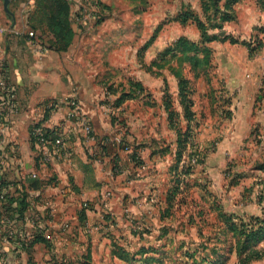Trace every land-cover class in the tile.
I'll list each match as a JSON object with an SVG mask.
<instances>
[{
	"label": "crops",
	"instance_id": "obj_1",
	"mask_svg": "<svg viewBox=\"0 0 264 264\" xmlns=\"http://www.w3.org/2000/svg\"><path fill=\"white\" fill-rule=\"evenodd\" d=\"M35 1L0 0V26L4 28L0 38V60L17 93L16 108L2 113L6 125L0 134V177L10 184H25L49 245L36 243L32 251L27 247L18 248L3 237L5 227H0V264H126L120 256L125 252L133 261L141 257L144 264H159L155 260L146 262L145 258H158L164 253L166 259L172 246L169 243L166 246L145 243L140 247L137 245V250L133 249L132 241L139 243V238L131 235L126 218L128 212L136 219L146 217L154 231L150 235L163 236L168 232L166 222L173 217V211L184 205L177 201L178 204L170 207L168 202L173 186L170 172L177 163L178 132L170 125L164 96L168 89L173 107L179 114L180 126L186 128L189 122L181 103L179 82L180 76L189 79L195 113L190 124L197 126V86L212 77L214 51L212 67L207 70L196 68L189 61L190 54H165L168 45L161 46L165 39L160 40V34L167 22H173L179 33L167 40L170 44L181 37L199 42L201 33L197 26L191 21L182 23L177 17L183 9L203 16L202 1L148 0L149 4L143 5L142 0L128 4H123L127 0H102V6L93 9L83 5V0H70L71 25L75 33L73 43L66 51L49 48L45 54L40 53L41 44L49 46L52 35L31 27L29 19L35 10ZM225 2L222 0L221 4ZM234 9L236 19L228 24L243 23L251 39L247 40L246 36L240 39L231 32L226 35L241 42L261 39L263 46L252 58H264V31L259 30L264 27V0H240ZM161 12L165 16L172 14V19L162 17L158 21ZM143 14L147 20L145 25L152 29L144 41L140 34L135 37ZM100 16L103 18L99 20ZM159 27L154 41L139 55ZM30 31L37 35L31 37ZM217 33L210 30L212 35ZM219 41L227 40L215 39L208 46L213 50L212 44ZM241 45L250 56L247 45ZM257 57L254 63L251 62L256 66L252 65L251 72L243 71L240 58H234V70L225 74L227 86L221 87L227 95L226 105L237 108L232 134L241 138L253 132L259 134L262 130L260 122L264 116L256 109L261 72ZM126 68L134 70L130 74L136 77L116 85V74ZM109 80H112L111 84H107ZM129 80L139 82L144 91L119 102L121 95L131 89ZM236 92L237 96H234ZM72 96L77 97L82 111L93 123L96 138L92 142L86 143L78 125L67 117ZM237 97L241 102L239 105ZM54 99H58V106L48 108V103ZM116 113V117H112ZM38 123L52 131L62 129L66 132L67 145L73 151L71 161L40 162V149L31 138V129ZM122 128L128 132L131 150L120 149L112 140ZM133 152L143 163L136 164L132 160ZM260 164L253 162L250 166L253 175L246 172V176L253 177L259 172L264 175V169L258 168ZM35 182L37 187H31L30 184ZM201 185L199 182L190 184L188 191L198 195ZM107 192H111V197H105ZM84 202H89L91 208L85 210L86 220L82 221ZM217 208L222 209L219 203L214 207V214ZM222 211L232 214L225 208ZM111 218L115 223L110 234L86 229L93 223ZM219 219L220 214L217 221L221 223ZM35 228L27 221L26 241L31 240ZM218 229L216 234H222ZM201 234L203 238L207 237L204 230ZM151 246L160 254L139 253L142 247ZM165 264L168 263L165 261Z\"/></svg>",
	"mask_w": 264,
	"mask_h": 264
},
{
	"label": "rangeland",
	"instance_id": "obj_2",
	"mask_svg": "<svg viewBox=\"0 0 264 264\" xmlns=\"http://www.w3.org/2000/svg\"><path fill=\"white\" fill-rule=\"evenodd\" d=\"M130 2L137 3V0H127L123 4H128ZM82 3L93 9H98L103 4L102 0H83ZM142 4H149V1L142 0ZM102 14L104 16V12ZM146 15H148V13ZM103 16L98 17V19H102ZM162 17L168 20V18L172 17V14L167 13V16H165L164 13L161 12L157 20L161 21ZM171 19L172 18H170V20ZM145 23H147V20L143 14L141 27L136 28L135 33V37L140 34L143 41L150 35L152 30L147 27ZM172 23L167 22L160 34L162 35L160 40L165 39L161 46L168 45L166 50L175 43L171 42L170 44V41L167 40L179 33V30L175 28ZM160 29L161 28H159V31ZM213 30L217 31L220 37L226 36L227 33L231 32L240 39L245 38L243 36H246L247 40L251 39V36H248L249 32L241 22L231 24L226 22L222 29L213 28ZM239 43L242 44L240 40ZM239 43H232L229 39L224 42L219 41L213 43V50L211 49V61L214 51L213 67L211 61L208 65L204 64L205 55L203 52L198 54L201 62L199 68L207 70L209 67H212V77H208L207 81L201 82L197 86L199 93L196 95L195 109L199 122L196 123L197 126H194L193 129L197 137L196 143H198L201 155L205 156V161L202 164L196 165L194 172L188 179L190 178V184H194L195 182L202 184L201 190L198 192L199 194L196 195L190 190L188 192L184 191L179 195L178 201L182 197V199H185L186 203H184L182 209L173 211V217H168L169 219L166 222V224H169H167L168 232L163 236L159 235L158 237H154L150 235L151 232L153 234L154 231L151 230L152 227L146 217L136 219L135 215L131 212L127 214L128 218L126 219L129 223L128 228L130 229L131 235L136 239L139 238V243L132 241L131 244L133 249L136 248L137 250V245L140 247V245L145 243L159 246H166L167 243H169V245L172 246V253L170 252V254H167L168 257L165 259L168 264H171V262L172 264H204L203 257L207 255L210 260L217 258L218 255H221V258L229 257L227 260L221 259V264H237V252L232 253L230 258L229 252L226 251L230 245H234V240L239 242V235L236 234L235 237H233V234L228 230L227 225L221 217L219 219L221 223L217 221V216L224 208L226 211H229V213H232L236 223H240L241 220L248 223L251 217H259L263 220V222H261L263 224H255L254 229L257 230L259 227H262L261 225H264V183L261 182L264 181L262 179L264 175L259 172L255 173L253 177L246 176V172L248 175H253L250 171V166L253 162H255V164L257 163V165L264 162V151H261V144L262 142L264 143V117H261L263 118V122H260L262 130L258 132L259 134L253 132V134H247L248 136L242 138L233 135L232 129L235 128L234 119L237 108L232 109L226 105L225 97L227 95L225 90L221 88L227 86L225 74L229 75L230 72L234 70V65L232 63L234 62V58H240V61H242L240 65L243 71L251 72L250 68H252L253 65L251 62L254 63V59L257 56L254 58H252L253 56H249L248 51H245V47ZM255 45L256 43H254V46ZM143 48L141 52H144L145 49ZM173 49L174 52L171 51L169 54L174 55V53L180 52L174 46ZM191 54L196 55L194 52H191ZM257 58H259L258 61L261 72L259 75L260 91L257 98L259 103L256 109L260 113V116H264V112L262 111L264 110V58ZM174 61L175 60H173V63ZM253 66L256 67L255 65ZM126 69L127 70H119L116 74L114 78L116 85L119 83H127L129 77H136L130 74V72L134 70H129V68ZM210 78L211 80L209 81ZM111 81L112 80H109L107 84H111ZM234 96H237V92ZM236 101L237 105L241 103L238 97ZM116 115L117 113L112 114V117H116ZM2 119H4V117L0 114V121H2ZM120 133L130 140L125 128H122ZM174 171L175 170L172 168L170 172L172 184L175 183L176 177ZM218 203L222 209L217 208V212L214 214V207H217ZM202 211H204L205 215H200ZM195 214L197 216H195ZM206 215H208L207 218ZM192 216L194 217L193 221L191 220ZM111 220H108L109 222L105 220L93 223L94 226L97 225L99 227V229L94 230V233H111L110 230L115 223V219L113 220L111 218ZM39 223L40 227L35 226L37 229L42 228V220H40ZM218 228L221 229L222 234H216L220 231ZM202 230L207 233L205 234L207 237H202ZM203 246L207 247L202 249ZM209 247H213L214 249L212 248V250L207 251L206 248ZM258 248L264 252V239L258 243ZM187 252H196V263H193V259L186 256ZM215 252L217 254H215ZM138 262L144 264V259L136 257L135 261L131 259L126 260V264H137ZM250 264H264V256Z\"/></svg>",
	"mask_w": 264,
	"mask_h": 264
},
{
	"label": "trees",
	"instance_id": "obj_3",
	"mask_svg": "<svg viewBox=\"0 0 264 264\" xmlns=\"http://www.w3.org/2000/svg\"><path fill=\"white\" fill-rule=\"evenodd\" d=\"M201 1L203 6V16L195 14L190 9H183L177 17V19L182 23L191 21L197 25V28L201 33L200 41L194 42L185 37H181L173 44V46L180 51L179 53H184L187 56L190 54L188 56L189 61L192 62L196 68L201 64L198 56L200 52H203L205 55L204 64L208 65L210 63L212 50L208 44L211 41L215 39H229L232 43H239V40L231 35L220 37L218 34H210V30L213 28L222 29L226 22L235 20L236 13L234 7L240 0H226L224 5L221 4L222 0ZM70 14V0H36L35 10L33 13H31L29 22L33 29L46 31L52 35V39L48 46L49 48H52L56 51H66L72 45L75 35L71 25ZM159 28H157L152 38L143 49L146 50V48L154 41L158 34ZM259 30L263 32L264 27L260 28ZM254 43H256L255 46ZM242 44L247 45L251 57L257 54L263 46L261 39H257L255 42L242 41ZM173 46H170L165 51V54H169L171 51L174 52ZM191 52H194L196 55H192ZM142 53L143 52L140 51L139 55ZM179 53H174L173 56H177ZM129 84L131 85L130 91L124 92L121 95L119 102L127 98H134L139 92L144 91V87L139 82L129 80ZM179 84L181 103L184 106L185 117L189 122L186 128H182L180 126L179 114L173 107L171 95L168 92V89H166L164 96L165 106L169 111L170 125L178 132V147L176 153L177 163L173 167L176 177L175 183L173 184L171 193L168 197L170 207H174L179 202L186 203L185 199H182V197L179 202H177L179 195H181L184 191L188 192L190 186L188 177L194 172V168L197 164H202L205 161V156L201 155L198 143H196V135L194 133L193 126L190 124L195 115L192 109L194 101L190 97L192 93L190 80L184 76H180ZM48 131L50 134L54 135L52 130L48 129ZM31 138L33 143H35L34 137L31 136ZM131 158L136 162V164L143 163L136 152L132 153ZM195 158L197 159V162L193 163V159ZM258 168L264 169V163L260 164ZM34 180L35 179L31 181ZM30 186L37 187V183H31ZM0 195L3 196V198L0 199V227H5L3 237L6 240L16 244L18 248L27 247L29 251H32L33 246L39 242L49 245V239L45 235L44 228H35V232L32 233L31 240L26 241L27 237L25 233V224L27 221H33L34 225L36 224L35 226L40 227V225H38L40 217L32 209V201L30 200L28 193L25 191V184L22 182L10 184L0 177ZM85 210L86 208H82V221L86 220ZM203 213L204 212L202 211L201 214ZM219 214L221 219L227 225L228 230L233 232V237H235L236 234L239 235V242L234 240V245H230L226 251L231 255L232 252L236 250L238 254L237 264H250L255 260L261 259L264 256V252L258 248V243L264 239V225H261L262 227H259L257 230H255L254 227L255 224H260L263 222V220H261L259 217H251L248 223L242 220L240 223H236L232 214H228L223 211H221ZM191 220H194L193 216L191 217ZM205 247L207 246H203L202 249H205ZM151 251L154 253H159V251L153 247H142L139 253H147ZM215 254L217 253L215 252ZM120 256L125 260L131 259V257H129L126 252L121 253ZM186 256L193 259V263H196V252H187ZM221 259L227 260L229 257L221 258V255H218L217 258L210 260L209 256L207 255L203 257V262H205L204 264H221ZM148 260H155L159 264H165V254L163 253V255H160L158 258L153 256L150 258H145L146 262H148Z\"/></svg>",
	"mask_w": 264,
	"mask_h": 264
},
{
	"label": "built area",
	"instance_id": "obj_4",
	"mask_svg": "<svg viewBox=\"0 0 264 264\" xmlns=\"http://www.w3.org/2000/svg\"><path fill=\"white\" fill-rule=\"evenodd\" d=\"M4 32V28L0 26V38ZM29 35L35 37L36 33L30 31ZM40 53L45 54L49 51V47L45 44H41ZM59 104L58 99L51 100L47 107L53 108L57 107ZM70 111L67 117L70 120H73L81 131L84 141L86 143L92 142L95 138V129L93 123L89 116L84 113L81 109L79 101L76 97L72 96L69 98ZM17 106V93L15 88L9 83L7 71L3 62L0 60V114L2 115L3 111L9 110L12 111ZM5 121H0V134L3 133ZM54 135L50 134L47 128L42 124H36L33 126L31 131V136L35 139V144L40 149V162L43 164L51 162H69L73 158V151L67 145L66 132L62 129L53 131ZM112 140L117 147L124 150H131V145L129 139H127L122 133H117L113 136ZM197 159H193V163H196ZM111 196V192L105 194L106 198ZM3 196L0 195V199ZM82 208L90 209L91 204L89 202H84ZM111 220V219H109ZM112 221V220H111ZM109 222V221H108ZM34 225V222H31ZM36 225V224H35ZM34 225V226H35ZM40 225V223H38ZM108 227V225H107ZM86 229L90 232L93 230L99 229L97 225H92L91 227L87 226Z\"/></svg>",
	"mask_w": 264,
	"mask_h": 264
},
{
	"label": "water",
	"instance_id": "obj_5",
	"mask_svg": "<svg viewBox=\"0 0 264 264\" xmlns=\"http://www.w3.org/2000/svg\"><path fill=\"white\" fill-rule=\"evenodd\" d=\"M222 34H224V33H222Z\"/></svg>",
	"mask_w": 264,
	"mask_h": 264
}]
</instances>
